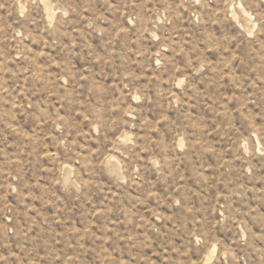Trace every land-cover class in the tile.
<instances>
[{
  "label": "rangeland",
  "instance_id": "rangeland-1",
  "mask_svg": "<svg viewBox=\"0 0 264 264\" xmlns=\"http://www.w3.org/2000/svg\"><path fill=\"white\" fill-rule=\"evenodd\" d=\"M0 264H264V0H0Z\"/></svg>",
  "mask_w": 264,
  "mask_h": 264
}]
</instances>
